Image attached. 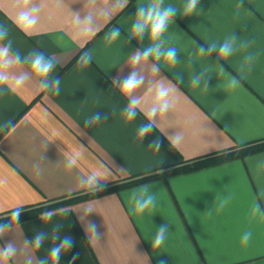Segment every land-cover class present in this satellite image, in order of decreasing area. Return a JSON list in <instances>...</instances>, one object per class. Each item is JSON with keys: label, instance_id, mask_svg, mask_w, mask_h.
Returning <instances> with one entry per match:
<instances>
[{"label": "crops", "instance_id": "crops-1", "mask_svg": "<svg viewBox=\"0 0 264 264\" xmlns=\"http://www.w3.org/2000/svg\"><path fill=\"white\" fill-rule=\"evenodd\" d=\"M138 2L146 0H128L126 7L124 0H32L29 5L0 0V28L7 31L0 48L11 43L12 62V75L0 85V214L87 191L81 181L93 172L105 177L103 186L114 185L264 140V0H200V10L191 17L182 15L185 0H165L178 9L161 38L164 48L177 49L175 66L163 60L157 65L151 57L132 65V56L152 43L147 33L143 40L130 35ZM33 6L39 9L33 13L39 16L35 25L18 19ZM113 28L121 35L109 42ZM233 33L238 44L248 46L222 58L219 44ZM212 43L216 51L198 54L200 46L207 50ZM33 51L57 62L53 76L60 78L59 95L43 90L31 76L25 58ZM83 52L92 56L86 67L78 64ZM132 70L144 83L135 93L141 99L137 116L127 122L122 111L128 100L114 81ZM202 72L207 88L203 83L193 88L191 77ZM25 73L26 85L11 91L12 76ZM232 77L239 80L235 88L228 86ZM161 85L173 89L174 107L158 121V129L140 140L137 130L147 122L141 109L150 107ZM96 112L107 119L85 127ZM7 120L12 126L4 128ZM176 134L180 139L173 143ZM153 140H159V151L149 147ZM77 152V163L69 169L67 160ZM144 184L152 185L156 205L139 215L131 194ZM89 204L94 212L86 220L98 226V242L89 239L80 220ZM49 211L54 212L50 223L40 213L12 224L0 238V247L17 246L9 264L47 259L49 248L58 243L53 240L57 224L60 239L74 240L60 264H264V149ZM163 223L169 225L165 242L153 248L156 227ZM248 231L251 239L243 244ZM39 232L46 236L38 251L24 245Z\"/></svg>", "mask_w": 264, "mask_h": 264}, {"label": "clouds", "instance_id": "clouds-1", "mask_svg": "<svg viewBox=\"0 0 264 264\" xmlns=\"http://www.w3.org/2000/svg\"><path fill=\"white\" fill-rule=\"evenodd\" d=\"M25 5L32 3V0H23ZM128 0H124L123 7H126ZM200 0H185V3L182 8L183 17L193 16L199 8ZM39 12V9L35 6L32 7L31 11H21L18 19L26 22L28 25H35L39 16L33 13ZM178 15V9L171 5L165 4V0H146V2H138L136 5V11L133 17V23L130 28V35L133 38H139L143 40L145 34L147 33L152 43L149 47L145 48L143 52H137L132 56V65H138L142 60H147L148 58H153V60L158 65L162 60L171 66H175L178 63V54L175 47L164 48V41L161 39L164 34L168 31L170 25L174 22V17ZM85 19H90L86 17ZM80 18L77 16V22ZM19 26V25H18ZM121 35L119 28H113L107 34V40L113 42L117 40ZM7 36V31L3 28H0V40H4ZM239 37L234 33L228 36L222 43L219 44V56L222 58H228L233 55L238 48L243 49L248 46V43L240 42L238 44ZM11 48V43L0 48V85L7 84L11 72L12 62L8 58V53ZM217 50V44L212 43L209 45L207 50L200 46L198 54L200 56L210 55L211 52ZM29 62V72L32 77L36 78L40 87L45 91H50L53 94L59 95L60 93V78L58 76H53L54 69L56 68V61L50 57H46L44 53L39 51H33L25 58ZM251 60V57H246L245 62ZM92 61V56L90 52H83L79 58L78 64L81 67L88 66ZM21 62V57L19 54L15 56V63L19 64ZM219 67V73H224L222 66ZM155 70L158 72L159 67H156ZM206 73L202 72L199 75H193L191 77L190 83L193 88L200 86L203 83V86L207 88ZM28 78V73L14 75L12 79L14 80V86L11 87V91L15 92L17 88L26 85V80ZM210 78V75L207 76ZM177 79L183 80L182 76H178ZM144 77L137 74L135 70L130 71V73L123 78V80H115L117 88L120 90L121 94L128 100V103L122 111V115L127 122L133 121L137 116V109L140 108L141 99L135 96L137 90L143 85ZM239 84V80L235 77H232L229 81L228 86L235 88ZM173 89H169L161 85L156 88L155 95L153 97L152 103L147 110L141 109L143 111L146 123L140 125L137 130V136L140 140H143L144 137L150 135L154 129H158V121L163 118L171 108L174 107V99L171 96ZM102 119H107V114H102L100 112L93 113L85 120V127H90L96 123H99ZM12 126V121L7 120L4 122L3 127L8 128ZM180 139V135L176 134L172 138V142L175 143ZM150 148H153L159 151L160 142L159 140H153L149 145ZM80 153H74L71 158L67 160V167L71 169L77 163ZM44 157H42L43 159ZM35 168L40 171L41 165L39 162L35 164ZM105 177L101 176L98 173H91L88 177L82 179L81 183L87 186V189L92 193L96 194L97 192L103 189L102 180ZM131 200L133 203V211L135 214L142 215L147 210L155 208L156 205V195L152 191V185L144 184L139 186L136 189L132 190ZM23 211V206H17L10 211V221L0 223V238H2L7 232L12 228V224L19 226L20 216ZM94 212L93 207L89 204L83 209L84 215L80 217L82 223L85 224L86 233H91L89 237L93 242H98L101 237L98 226L90 221L86 220L87 214ZM54 215L53 211H44L40 214L41 220L44 223H50ZM61 225H55L53 229V240L58 241L54 243L52 247L49 248L48 258L41 259L39 264H48V261H51V264H60L61 256L66 254L71 250L74 244V240L71 236H65L63 239H60L58 230ZM169 231V225L163 223L156 227V232L152 240V247L159 248L165 242L166 235ZM251 231L245 232L242 236L241 242L247 244L251 239ZM46 233L39 232L33 240L29 241L25 239L23 241L24 245H31L32 248L38 251L41 246L44 244ZM18 249L17 246L8 242L0 247V264H9L10 261L16 256ZM75 257H73V260ZM28 264H31L29 259Z\"/></svg>", "mask_w": 264, "mask_h": 264}, {"label": "trees", "instance_id": "trees-1", "mask_svg": "<svg viewBox=\"0 0 264 264\" xmlns=\"http://www.w3.org/2000/svg\"><path fill=\"white\" fill-rule=\"evenodd\" d=\"M262 149H264V140H261L260 142H255L251 145L241 146L240 148H237L234 150H228L225 152H220V153L204 156L202 158L192 160L191 162H186L180 166L169 168L168 170H162L158 173L149 172L146 174H142L141 176H138V177L130 178L129 180L125 182H121L119 184L106 185V186H103V189L97 192L96 194H92L89 190H87L82 193L71 194L69 196H66L64 198H60L57 200L47 201L37 206H32L31 208H23V211L20 216V221L35 217L44 211H49V210H52V209H55V208H58L64 205H68L69 203L75 202L80 199L95 196V195H98V194H101L107 191H115L121 187L137 184V183L147 181V180H151V179H154L160 176H164L168 173L188 171V170L200 168L203 166H207L210 164H214V163H218V162H222V161H226V160H230L234 158H241L244 155H247L249 153L259 151ZM8 221H10V212L0 214V223L8 222Z\"/></svg>", "mask_w": 264, "mask_h": 264}]
</instances>
